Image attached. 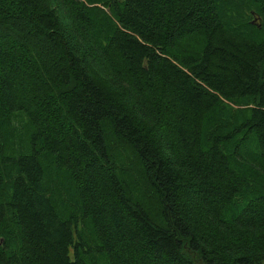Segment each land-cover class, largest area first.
<instances>
[{
    "label": "trees",
    "instance_id": "1",
    "mask_svg": "<svg viewBox=\"0 0 264 264\" xmlns=\"http://www.w3.org/2000/svg\"><path fill=\"white\" fill-rule=\"evenodd\" d=\"M0 264H264V0H0Z\"/></svg>",
    "mask_w": 264,
    "mask_h": 264
}]
</instances>
